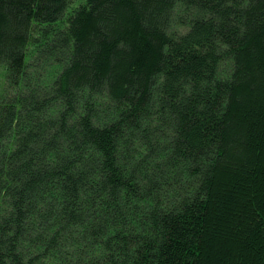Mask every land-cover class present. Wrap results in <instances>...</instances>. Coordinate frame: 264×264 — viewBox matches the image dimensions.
<instances>
[{"label": "trees", "instance_id": "16d2710c", "mask_svg": "<svg viewBox=\"0 0 264 264\" xmlns=\"http://www.w3.org/2000/svg\"><path fill=\"white\" fill-rule=\"evenodd\" d=\"M0 66V264H264V0H0Z\"/></svg>", "mask_w": 264, "mask_h": 264}, {"label": "rangeland", "instance_id": "374dc122", "mask_svg": "<svg viewBox=\"0 0 264 264\" xmlns=\"http://www.w3.org/2000/svg\"><path fill=\"white\" fill-rule=\"evenodd\" d=\"M172 19L173 20H171L170 27L173 29L177 28V20L180 19L177 13H175V16ZM4 84H5V68L3 66H0V98L4 91Z\"/></svg>", "mask_w": 264, "mask_h": 264}]
</instances>
